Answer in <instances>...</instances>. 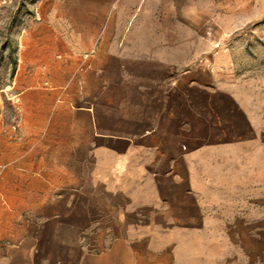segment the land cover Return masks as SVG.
I'll return each instance as SVG.
<instances>
[{
	"label": "crops",
	"instance_id": "0c3cea01",
	"mask_svg": "<svg viewBox=\"0 0 264 264\" xmlns=\"http://www.w3.org/2000/svg\"><path fill=\"white\" fill-rule=\"evenodd\" d=\"M9 2L0 264H264V0Z\"/></svg>",
	"mask_w": 264,
	"mask_h": 264
},
{
	"label": "rangeland",
	"instance_id": "374dc122",
	"mask_svg": "<svg viewBox=\"0 0 264 264\" xmlns=\"http://www.w3.org/2000/svg\"><path fill=\"white\" fill-rule=\"evenodd\" d=\"M31 2L32 0H11L7 6L6 31L8 33L9 43L8 56L12 61L15 48V32L21 25V22L18 20L19 14L22 12L23 15H26L30 10ZM12 66L13 65H11V67ZM0 125L7 129L8 153H12V149L14 150L13 143L16 140V132H19L20 130V117L15 113L13 102L11 103L7 101L4 107L0 109ZM2 137L3 136L0 135V138ZM17 137L20 138L21 136L17 135ZM9 149L11 150L9 151Z\"/></svg>",
	"mask_w": 264,
	"mask_h": 264
}]
</instances>
